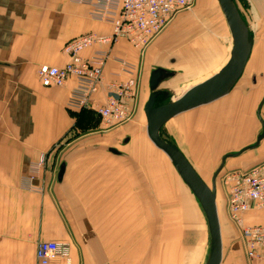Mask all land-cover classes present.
<instances>
[{
  "label": "crops",
  "instance_id": "crops-1",
  "mask_svg": "<svg viewBox=\"0 0 264 264\" xmlns=\"http://www.w3.org/2000/svg\"><path fill=\"white\" fill-rule=\"evenodd\" d=\"M100 1L0 0V264H38L40 242L69 246L70 264H81L79 244L85 246L84 252L98 251L99 264L101 245L110 246L103 249V257L112 256L115 264H206L201 244L187 251L183 241L171 244L157 238L155 243L152 234L144 247H138L139 214L161 212L162 208L155 210L154 197L169 198L171 193L165 176L155 178L153 151L137 137L142 118L146 119L152 73L169 72L154 92L156 106L168 104L217 74L230 58L232 40L220 52L217 70L177 98L175 94L191 75L174 65L175 60L163 61L154 44L160 36L143 53L123 41L108 49L104 80L91 105L73 109L69 100L76 80L64 87H44L38 70L64 67L68 56L63 48L70 40L88 33H112L111 22L94 17ZM248 1L256 14L253 19L264 22V0ZM249 30L252 52L229 94L176 116L161 130L162 137L166 130L174 138L176 145L163 137L184 154L206 183L214 180L226 156L233 155L216 181L232 170L264 163V137L258 143L264 130V25L256 31L249 25ZM98 49L87 50L84 57ZM123 62L134 69L127 70ZM131 79L136 93L133 120L105 125L97 110L106 101V86ZM163 159L169 169L171 161ZM216 193L221 264H254L230 221L222 183L216 184ZM254 215L247 218L248 223H260L259 215ZM156 227L153 220H146V228ZM89 257L84 264H96ZM51 264L68 263L59 258Z\"/></svg>",
  "mask_w": 264,
  "mask_h": 264
},
{
  "label": "built area",
  "instance_id": "built-area-1",
  "mask_svg": "<svg viewBox=\"0 0 264 264\" xmlns=\"http://www.w3.org/2000/svg\"><path fill=\"white\" fill-rule=\"evenodd\" d=\"M195 0H101L95 10L97 20L109 21L113 26L110 35L88 33L67 42L63 52L68 56L64 67L42 66L38 77L44 87H64L76 80L69 106L83 110L91 105L92 96L101 89L104 66L110 56L109 48L126 41L144 52L181 12L191 9ZM98 46L91 57L84 52ZM127 70L134 67L125 64ZM135 81L108 84L106 101L98 108L103 123L114 126L133 120ZM44 165V158L39 164ZM226 189L227 211L230 221L238 228L249 260L264 264V163L250 169L232 170L221 179ZM258 214L260 223H248L247 218ZM59 258L71 263L69 249L57 242H40L36 247L38 264H51Z\"/></svg>",
  "mask_w": 264,
  "mask_h": 264
},
{
  "label": "rangeland",
  "instance_id": "rangeland-1",
  "mask_svg": "<svg viewBox=\"0 0 264 264\" xmlns=\"http://www.w3.org/2000/svg\"><path fill=\"white\" fill-rule=\"evenodd\" d=\"M233 2L248 27L251 25L254 31L257 28L263 27V21L253 19L256 14L252 10V6L248 0H233ZM159 36L154 44L159 49V55L164 59L163 61L175 60L173 62L174 65H180L191 75L186 77L187 83L175 94L174 98L181 96L194 84L210 77L219 66L217 61H219L220 52L226 51V48L230 47L232 40L227 22L217 0H195L193 7L178 14ZM226 58L222 64L225 63ZM198 72L202 73L201 76L196 75ZM168 73V71L166 73L163 72V76H166ZM142 123L137 140L147 145L153 151L155 178L158 175L167 178L166 181L169 183L171 195L169 198L154 197L155 210L162 208L164 211L162 210L158 213L155 211L154 215L139 214L141 222H139L137 229L138 247H144L145 240L153 234L155 243L157 242V238H164V240H167L166 242L170 241L171 244H179V242L182 243L183 241L187 247V251L188 249H192L189 247L201 244L202 249H205L204 258L207 260L210 253V238L202 208L188 187H183L184 185H182V181L179 179L174 166L170 163L169 169L167 168L163 158L166 160L168 158L151 144L146 133L147 123L145 117L142 118ZM163 137L176 145V141L168 135L166 130L163 132ZM143 150V154L146 155L145 151L148 149L144 148ZM218 183L221 184L222 182L216 181L217 185ZM207 184L212 186L213 181L207 180ZM183 190H185V197L182 195ZM220 198L222 200V197ZM183 199L185 200V205L182 206ZM179 204L181 205L179 206L180 210L178 208ZM183 208L185 212L182 211ZM165 209H168V211ZM146 220L148 222L149 220H153L157 227L154 229L146 228ZM162 224H169V226L163 228ZM63 247L69 249L67 245L63 244ZM109 247V245H101L100 249H109ZM84 248V245H78L81 264L85 263L89 255L91 262L99 264L98 251L93 254L87 251L84 252ZM103 249L102 255H100V263L103 264L105 261L106 264H115L112 256L110 259L107 256L106 260H104ZM62 259L66 261V258ZM117 261L121 263L126 262L125 260Z\"/></svg>",
  "mask_w": 264,
  "mask_h": 264
},
{
  "label": "water",
  "instance_id": "water-1",
  "mask_svg": "<svg viewBox=\"0 0 264 264\" xmlns=\"http://www.w3.org/2000/svg\"><path fill=\"white\" fill-rule=\"evenodd\" d=\"M227 22L231 37L232 50L224 67L214 76L189 89L183 96L162 106H156L157 95L154 93L159 80L163 77L161 69L152 73L150 79L151 94L145 106L147 135L154 146L162 151L171 161L184 184L200 204L205 215L209 238L210 253L206 264H221L223 259V242L218 213L216 179L222 171L225 161L216 172L212 186H209L197 173L184 154L175 146L163 139L161 130L164 125L176 116L195 108L210 104L233 89L242 76L250 58L253 39L249 27L239 14L233 0H217ZM264 137V130L259 141ZM257 143V144H258ZM257 144L253 147H256ZM64 167H62L63 174Z\"/></svg>",
  "mask_w": 264,
  "mask_h": 264
}]
</instances>
